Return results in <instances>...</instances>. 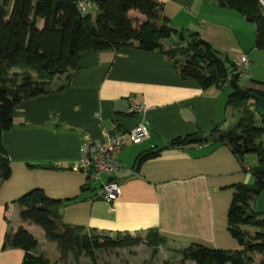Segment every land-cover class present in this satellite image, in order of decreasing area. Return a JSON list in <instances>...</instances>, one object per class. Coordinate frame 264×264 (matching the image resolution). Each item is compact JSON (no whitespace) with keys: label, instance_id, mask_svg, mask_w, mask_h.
Wrapping results in <instances>:
<instances>
[{"label":"crops","instance_id":"0c3cea01","mask_svg":"<svg viewBox=\"0 0 264 264\" xmlns=\"http://www.w3.org/2000/svg\"><path fill=\"white\" fill-rule=\"evenodd\" d=\"M156 1L173 29L197 32L232 63L246 57V79L259 84L264 51L255 49L254 26L240 14L221 7L219 0ZM172 46L164 42L166 49ZM50 88L48 94L21 101L12 127L2 134L10 176L0 183V264L22 263L23 251L2 249L8 230L19 227L37 240L34 255L51 262L46 256L50 249L58 262L57 248L43 232L19 220L15 201L33 189L51 199H76L61 209L64 224L141 237L158 233L166 245L154 258L162 249L169 257L192 243L220 250L236 247L227 231V212L233 187L253 179L249 169L254 166L245 164V157L240 162L227 147L202 142L166 149L135 167L145 151L176 138L204 137L220 126L226 87L203 90L182 80L168 58L134 45L119 52L82 53L77 70L68 79L55 78ZM131 97L143 104L144 113L130 112ZM139 123L147 127L148 138L132 145L125 137L118 156L121 172L114 178L120 195L114 203H105L96 198L98 191L80 168L83 139L102 141L107 132L127 133ZM86 183L88 190L83 189Z\"/></svg>","mask_w":264,"mask_h":264},{"label":"trees","instance_id":"16d2710c","mask_svg":"<svg viewBox=\"0 0 264 264\" xmlns=\"http://www.w3.org/2000/svg\"><path fill=\"white\" fill-rule=\"evenodd\" d=\"M88 2L91 9L83 13L78 0H0V183L10 176L2 134L12 127L16 106L23 100L48 94L55 78L68 79L77 70L82 53L119 52L136 45L139 50L156 52L171 60L182 80L195 82L203 90L229 88L225 110L238 115L237 122L222 130L223 120L204 136L203 142L227 147L240 162L251 154L258 160L249 169L253 183L233 187L227 212V231L239 248L220 250L192 243L175 252L183 263L264 264V216L252 212L254 199L264 190V118L257 114L256 102L250 95L264 96V91L239 87L229 58L197 32L173 29L163 14V5L156 0ZM219 5L240 14L254 26V47L264 51V0H219ZM171 37L177 41L166 49L164 42ZM189 137L176 138L162 148L145 151L137 157L135 167L159 157L166 149L191 145ZM89 188L87 183L83 187ZM75 200L51 199L41 189H33L15 201L21 224L39 228L45 240L56 245L60 264H66L69 257L75 264H80L81 258L97 264L98 251L140 244L148 247L154 258L165 247L164 237L155 232L141 237L64 224L61 209ZM247 228L255 232L251 235ZM37 246V240L19 227L14 232L8 230L2 249L23 251L21 264H52L42 255L33 254Z\"/></svg>","mask_w":264,"mask_h":264},{"label":"built area","instance_id":"2783aa9c","mask_svg":"<svg viewBox=\"0 0 264 264\" xmlns=\"http://www.w3.org/2000/svg\"><path fill=\"white\" fill-rule=\"evenodd\" d=\"M78 8L83 13H87L91 9V4L86 0H78ZM247 63L244 56L233 62L232 74L236 75L239 80L246 77ZM128 102L132 114L144 113L143 104L135 98H129ZM104 135V139L98 142H94L88 137L83 139L79 164L81 170L86 174L87 183L99 186L96 198L110 204L117 201L120 195V186L114 181V178L121 172L118 156L125 137L132 145H139L148 138V129L139 123L127 133L115 131L107 132Z\"/></svg>","mask_w":264,"mask_h":264},{"label":"rangeland","instance_id":"374dc122","mask_svg":"<svg viewBox=\"0 0 264 264\" xmlns=\"http://www.w3.org/2000/svg\"><path fill=\"white\" fill-rule=\"evenodd\" d=\"M90 13L92 14L93 11L91 10ZM130 15L134 17L136 14L130 13ZM141 20L143 19L141 18ZM176 41L177 40L175 37H171L169 40L165 41V43L168 45H173L175 44ZM246 73H247V70L245 72V75ZM262 77H263L262 79H259L261 81H258L259 84H256L255 83L256 81H253L251 79H246L247 77H245L239 80L238 85L242 89L254 88L256 90L264 91V85H262L264 83V70L262 72ZM225 89H226V92L224 93V96L227 99V96L230 93V89L227 87ZM237 118H238V115H236L233 111L228 110V109L227 110L223 109L222 121L225 120V122L224 123L222 122L223 125L221 126V129L225 130L227 128H230L234 124H236ZM257 119H259V117H257ZM244 161H245V164H250V165L252 164L251 166H256L258 164L257 157L253 154L245 156ZM252 183H253V179L250 184ZM91 188L95 189V191H99L98 185L91 184ZM37 229L42 234L41 230L39 228ZM247 230L251 235L255 232V230L252 228H247ZM36 236L38 237L37 232H36ZM233 241L236 247H234V249H226V250H236L239 248L237 242L235 240ZM52 245L54 246V248H56L55 244H52ZM50 251H51L50 249L46 251V256H48V258H51L52 264H56L57 261H55V259L52 258V254ZM161 252L162 253L160 254L159 257L152 258L151 251L148 248H146L144 245L124 248V249L98 251L96 253L97 264H164L163 262L165 261L170 262V264H184L183 262H181V256L179 254L174 253V255L172 254L168 257L165 249H162ZM57 263L60 264L59 262ZM66 264H75V262L71 257H69ZM80 264H91V261L88 259L84 260V258H81ZM186 264H191V262H187Z\"/></svg>","mask_w":264,"mask_h":264},{"label":"water","instance_id":"95a60500","mask_svg":"<svg viewBox=\"0 0 264 264\" xmlns=\"http://www.w3.org/2000/svg\"><path fill=\"white\" fill-rule=\"evenodd\" d=\"M251 97L256 102V112L257 114L264 118V96H260L256 93H251ZM139 121L142 120V115H139L137 118ZM204 137L201 134L193 135L188 138V142L191 144L202 143ZM252 212L257 216H264V190H262L254 199Z\"/></svg>","mask_w":264,"mask_h":264}]
</instances>
